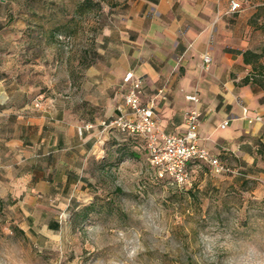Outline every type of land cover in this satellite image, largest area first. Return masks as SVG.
Wrapping results in <instances>:
<instances>
[{
  "label": "rangeland",
  "instance_id": "1",
  "mask_svg": "<svg viewBox=\"0 0 264 264\" xmlns=\"http://www.w3.org/2000/svg\"><path fill=\"white\" fill-rule=\"evenodd\" d=\"M124 2L0 0V166L16 161L10 138L25 115L60 108L105 118L79 98L94 93L87 69ZM243 2L242 40L261 53L249 73L264 89V0ZM101 127L103 151L73 190L0 198V264H264L263 175L189 162L188 180L174 184L158 175L141 138ZM260 151L263 170L264 144Z\"/></svg>",
  "mask_w": 264,
  "mask_h": 264
},
{
  "label": "crops",
  "instance_id": "2",
  "mask_svg": "<svg viewBox=\"0 0 264 264\" xmlns=\"http://www.w3.org/2000/svg\"><path fill=\"white\" fill-rule=\"evenodd\" d=\"M114 9L87 69L94 93L79 98L100 106L105 118L60 108L25 115L20 131L10 138L16 161L0 166V198L13 200L22 193L31 202L82 183L88 158L103 151L102 121L118 113L135 79L142 82L143 104L155 96L157 125L169 134L184 131L192 105L185 96L196 91L202 113L199 144L241 175L264 177V169L259 170L264 89L252 79L244 81L250 75L242 55L247 49L240 27L245 9L232 12L230 0H126ZM205 52L211 55L207 65ZM243 107L260 119L248 122ZM225 120L228 124L221 127Z\"/></svg>",
  "mask_w": 264,
  "mask_h": 264
},
{
  "label": "built area",
  "instance_id": "3",
  "mask_svg": "<svg viewBox=\"0 0 264 264\" xmlns=\"http://www.w3.org/2000/svg\"><path fill=\"white\" fill-rule=\"evenodd\" d=\"M241 8L239 0H230L232 12ZM202 59L207 65L211 61V55L205 52ZM141 90V80H133L123 94V102L117 105L118 113L111 119L102 121V124L104 128L110 130L138 135L143 140L150 163L157 169L161 178L165 176L174 184L186 182L189 177V162H203L214 174H242L240 169L226 165L199 144L198 127L202 113L198 107L200 98L196 91L185 96L192 105L185 113L184 131L179 134H169L161 131L157 125L155 96L147 104H143L140 98ZM242 114L248 122L260 119L258 115L249 116L246 107L242 108ZM227 124L228 120H225L221 123V127Z\"/></svg>",
  "mask_w": 264,
  "mask_h": 264
},
{
  "label": "trees",
  "instance_id": "4",
  "mask_svg": "<svg viewBox=\"0 0 264 264\" xmlns=\"http://www.w3.org/2000/svg\"><path fill=\"white\" fill-rule=\"evenodd\" d=\"M240 1V0H239ZM264 27V25H262ZM242 55H243V60L245 63L247 64H251V65H254V62L256 61L255 59H257L258 57H260L261 53L259 52H255L253 50H250V49H245L244 51H242ZM253 68H255V66H253ZM249 79H252L253 81L256 80L255 77H253V75H248L246 78H245V82H248ZM257 81V80H256ZM119 133L121 134H125V135H128L129 138H132V139H140V137L138 135H132V134H128L126 132H121V131H118ZM146 149V148H145ZM131 155L132 156H137V153L135 151H131ZM92 207V205H87V206H84L80 211L79 213H81V216L84 217L87 215V211ZM83 213V214H82ZM49 225L52 227V228H57L59 226L57 220H54V221H50L49 222Z\"/></svg>",
  "mask_w": 264,
  "mask_h": 264
}]
</instances>
